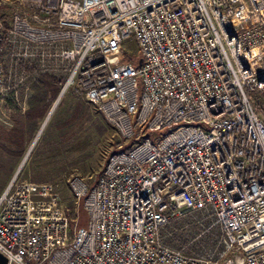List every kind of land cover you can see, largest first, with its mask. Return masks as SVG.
Here are the masks:
<instances>
[{"label":"built area","instance_id":"obj_1","mask_svg":"<svg viewBox=\"0 0 264 264\" xmlns=\"http://www.w3.org/2000/svg\"><path fill=\"white\" fill-rule=\"evenodd\" d=\"M0 41L3 106L25 109L22 60L55 57L61 89L130 143L93 182L67 179L85 226L57 183L15 171L0 194L7 264H264V0H0ZM191 212L220 228L202 255L161 234Z\"/></svg>","mask_w":264,"mask_h":264},{"label":"rangeland","instance_id":"obj_2","mask_svg":"<svg viewBox=\"0 0 264 264\" xmlns=\"http://www.w3.org/2000/svg\"><path fill=\"white\" fill-rule=\"evenodd\" d=\"M126 47L135 52V41L128 40ZM4 50L17 52V48ZM9 58L5 57L6 64L9 63ZM36 58L22 60L26 74L44 75L49 79L53 75L56 78L64 76L65 82L68 73L55 57L44 63L36 62L39 59ZM138 59L133 54L129 56V61L134 65L138 63ZM62 85L55 81L47 82L46 86H34L30 105L33 112L39 109L40 113L35 115L37 120L30 119L26 122L28 134L25 143H20L16 136L12 137L13 141L9 136L6 137L5 131L8 130L3 125L5 122L0 111V194L15 171L22 168L18 175L21 179L57 183L61 202L69 209L71 216H75L78 207L67 185V179L79 174L88 182H93L107 157L115 151L127 148L130 143L123 141L94 105L71 91L65 93L61 89ZM62 90L63 94L60 96ZM69 92L71 94H67ZM2 106L0 103V108ZM34 141L33 147L29 149ZM78 220L80 226H85V209L78 215ZM220 233L219 226L211 218L205 219L199 212L172 218L161 230L163 240L168 246L197 255L205 254L217 245Z\"/></svg>","mask_w":264,"mask_h":264},{"label":"crops","instance_id":"obj_3","mask_svg":"<svg viewBox=\"0 0 264 264\" xmlns=\"http://www.w3.org/2000/svg\"><path fill=\"white\" fill-rule=\"evenodd\" d=\"M54 76V75H53ZM50 76L52 79H49L47 76L44 75H31L27 78L24 79V83L22 85V89L20 92V100L22 101V103L25 104V109L24 110H20L18 108H14L13 106H11V108L13 109H9L7 106V103L2 106L0 108V111L2 113V117L4 119V127L8 130L5 131L6 132V137L9 136L11 138V140L13 141L12 137L19 139L20 143H25V140L27 138V119H26V112H28L29 108H31V102H30V98L33 95V89L34 86L36 85H40V86H46L47 82H55V81H62V83L64 82V76H60L57 78L54 76ZM57 79V80H56ZM60 83V82H59ZM29 85H31V89H29ZM57 87V85H54ZM59 86V85H58ZM67 94H71V92L67 93ZM11 105V103H10ZM31 120H37V117H35L34 119L31 118ZM6 140V139H5ZM10 140V141H11ZM7 141V140H6ZM9 141V142H10Z\"/></svg>","mask_w":264,"mask_h":264},{"label":"trees","instance_id":"obj_4","mask_svg":"<svg viewBox=\"0 0 264 264\" xmlns=\"http://www.w3.org/2000/svg\"><path fill=\"white\" fill-rule=\"evenodd\" d=\"M4 45H5V42L0 41V48H3ZM59 82L61 83L62 81L60 80ZM30 100H31V98H30ZM38 111H39V109H36V111L33 112V110L31 108H29L28 112H26L27 121L30 120L31 118L34 119L36 113H40ZM34 123H35V121H34ZM66 211H67V214L71 217V212L69 211L68 208H66ZM82 211H84V208H83V205H82V201H80L79 205H78L77 215H80ZM79 219H80V217H79ZM79 224H80V222H79Z\"/></svg>","mask_w":264,"mask_h":264},{"label":"bare ground","instance_id":"obj_5","mask_svg":"<svg viewBox=\"0 0 264 264\" xmlns=\"http://www.w3.org/2000/svg\"><path fill=\"white\" fill-rule=\"evenodd\" d=\"M62 94H63V90H62V92L60 93V96H61ZM59 98H60V97H59ZM59 98L57 99V101H56L55 104L53 105L52 109L50 110L49 114L47 115L46 120L48 119L49 115H51V113H52V111H53L55 105L57 104ZM45 122H46V121H45ZM44 124H45V123H44ZM39 134H40V132H39ZM37 137H38V135H37ZM35 140H36V139H35ZM34 143H35V141L31 144V146H30L29 149H31V148L33 147ZM26 156H27V155H26ZM26 156H25V157H26Z\"/></svg>","mask_w":264,"mask_h":264},{"label":"water","instance_id":"obj_6","mask_svg":"<svg viewBox=\"0 0 264 264\" xmlns=\"http://www.w3.org/2000/svg\"><path fill=\"white\" fill-rule=\"evenodd\" d=\"M138 63H141V59L138 60ZM0 264H7L6 257L0 253Z\"/></svg>","mask_w":264,"mask_h":264}]
</instances>
